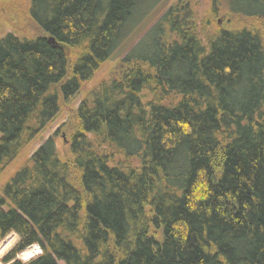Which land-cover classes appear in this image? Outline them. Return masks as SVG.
Here are the masks:
<instances>
[{"label":"trees","instance_id":"obj_1","mask_svg":"<svg viewBox=\"0 0 264 264\" xmlns=\"http://www.w3.org/2000/svg\"><path fill=\"white\" fill-rule=\"evenodd\" d=\"M164 1H30L43 35L0 38V175ZM223 9L264 27V0ZM121 66L80 105L70 159L50 137L3 188V263L264 264V35L201 37L180 1Z\"/></svg>","mask_w":264,"mask_h":264},{"label":"rangeland","instance_id":"obj_2","mask_svg":"<svg viewBox=\"0 0 264 264\" xmlns=\"http://www.w3.org/2000/svg\"><path fill=\"white\" fill-rule=\"evenodd\" d=\"M31 0H0V38L9 33L17 34L22 38L34 39L43 33L37 28L36 24L30 20L27 11ZM189 4L194 14V19L198 25L201 37L213 36L218 30H241L256 29L264 35V27L260 21L240 16L231 15L226 9H223L217 17L211 15V0H165L154 9L150 10L142 22L134 29V32L126 38L110 60L105 62L93 77L84 83L79 93L68 101H61V110L57 118L52 121L25 150L4 169L0 175V195L5 185L15 176V174L30 166V159L34 152L50 137L55 139L58 147V153L63 160L70 159L69 145L70 137L77 128V111L80 105L92 99L94 92L105 82L121 75V63L125 57L135 48V46L148 34V32L157 24L166 11L178 2ZM67 54L72 62L74 52L70 49ZM108 156L113 157V162L124 163V157L111 150L107 151ZM72 177L77 180V174ZM11 243L5 248L6 243ZM19 242V237L11 233L0 242V264L3 259L15 248ZM36 246V245H35ZM38 246V245H37ZM5 248V249H4ZM30 249L20 253L16 260L22 263H28L32 258L28 253Z\"/></svg>","mask_w":264,"mask_h":264},{"label":"built area","instance_id":"obj_3","mask_svg":"<svg viewBox=\"0 0 264 264\" xmlns=\"http://www.w3.org/2000/svg\"><path fill=\"white\" fill-rule=\"evenodd\" d=\"M29 250V249H28ZM32 258H36L42 254V249L40 246H33L30 248V251L28 253Z\"/></svg>","mask_w":264,"mask_h":264},{"label":"water","instance_id":"obj_4","mask_svg":"<svg viewBox=\"0 0 264 264\" xmlns=\"http://www.w3.org/2000/svg\"><path fill=\"white\" fill-rule=\"evenodd\" d=\"M49 42L54 45V47H57L58 46V43L56 42V40L54 38H49Z\"/></svg>","mask_w":264,"mask_h":264},{"label":"bare ground","instance_id":"obj_5","mask_svg":"<svg viewBox=\"0 0 264 264\" xmlns=\"http://www.w3.org/2000/svg\"><path fill=\"white\" fill-rule=\"evenodd\" d=\"M10 243H11V242L8 241L4 247L6 248ZM5 248H4V249H5Z\"/></svg>","mask_w":264,"mask_h":264}]
</instances>
